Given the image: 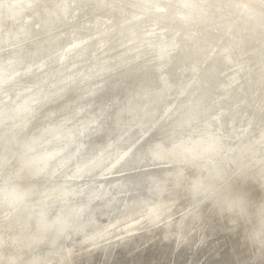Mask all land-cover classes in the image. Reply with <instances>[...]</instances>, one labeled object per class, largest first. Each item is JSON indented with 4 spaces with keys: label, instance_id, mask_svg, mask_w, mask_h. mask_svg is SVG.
<instances>
[{
    "label": "rangeland",
    "instance_id": "1",
    "mask_svg": "<svg viewBox=\"0 0 264 264\" xmlns=\"http://www.w3.org/2000/svg\"><path fill=\"white\" fill-rule=\"evenodd\" d=\"M32 1L11 0L6 3L5 17L13 21L15 18L9 16L22 17L23 14L30 23L33 21L31 13L39 0ZM44 1L41 0L36 7H46ZM154 1L89 0V4L72 8L66 15L65 26L71 23L76 27L66 34L59 33L63 42L62 47L52 50L54 65L63 68L65 74L73 75L72 78L80 83H97L94 89L105 92V101L99 100L98 90L93 89L87 105L84 104L86 100L77 103L75 95H72L75 92L71 90L77 87V83L74 85L72 81L73 86L68 87V91L63 90L51 100L40 101L38 106L27 107V98L38 96L39 88L36 85L37 89H34L31 83H27L34 75L31 72L28 76L30 70L35 71L40 83L44 81L42 85L46 86L43 90L54 85L55 76H49L51 68L45 56L38 65L25 61L19 72L21 77L18 75L19 78L13 81L7 79L0 85V93L9 95L6 94V98L11 100L12 108L11 117L6 122L9 124L0 128V135L14 132L24 115H32L20 131V144L16 143L9 149L15 152H11L12 161L0 172V184L4 178L8 183L0 189L1 208H8L0 209V264H117L119 261L135 264L131 260L141 257L149 243L158 244L160 257L166 262L170 259L169 264H179L177 262L184 259L190 263L193 255H196V264H264V233L258 234L254 226L256 223L261 226L264 221V200L239 206L235 200L239 194L233 197L235 199L231 198L234 188L246 184L248 178L245 174H254L264 180V161H261L264 160V0H206L212 7L207 13V28L183 22L188 0H167L164 4H160L161 0ZM198 1L205 3V0ZM65 7L68 8L67 5ZM228 7L238 8L241 12L235 11L244 13L245 18L241 17L237 25L233 19H224ZM96 14L99 15L92 17ZM163 17L168 21H160ZM46 19L42 21L46 22ZM36 26L34 22L32 34L36 33ZM15 30L12 23L6 28L0 26V41L7 34H14ZM246 31L250 38L244 36ZM127 33L130 36L126 37ZM188 33L195 40L194 46H191L194 41L185 40ZM43 37V34L36 33L17 47L30 51ZM169 40L173 41L166 47L162 46ZM256 42L262 43L261 46ZM16 43L7 41V45L0 49V58L6 56L13 49L12 44ZM217 57L222 58L217 60ZM168 60L173 63L172 75L164 82L160 73ZM140 65H145L149 71L155 70L157 84L151 86L154 83L148 79H139ZM196 65H200V71L194 78ZM100 69L106 71L97 73ZM131 69L136 71L121 79ZM251 72L249 79L246 74ZM110 82H114L113 86L108 87ZM131 85L141 86L140 91L154 95L149 102H145L143 96L130 97L128 89L132 88ZM67 104L74 113L67 109ZM48 113L52 115L48 117ZM244 114L254 119L247 140L260 141V147L253 145L257 153L250 152L248 156L226 165L220 163L213 169L209 165L221 159L214 155V151L206 155H191L194 151H201L202 145L198 141L206 132L216 136L219 132L230 131L224 133L231 136L238 129L240 120L248 118ZM2 117L3 114L0 115ZM62 119L63 130L74 133L57 161L64 159L66 163L61 162L57 165L59 168L54 165L57 169L50 165L40 180L24 179L17 174L19 164L21 171L26 172L25 163L35 161L43 152L57 146L54 141L47 142V136L52 134L51 126ZM26 140L30 144L24 148ZM222 144L223 140L212 143V146L219 150L223 148ZM67 155L72 156L67 158ZM45 160L40 163H45ZM35 164L39 166V163ZM255 164L258 167L252 171ZM181 185L184 196L177 192V202L169 207L166 197L172 199ZM243 194L238 197L244 201ZM231 199V206L236 207L233 210L235 218L240 216L242 227L239 237L229 243L225 241V233L218 232L216 223L230 216L231 210L224 207V203L228 206ZM248 210L251 217L246 214L244 220L242 215ZM259 210L262 211L258 215ZM252 211L256 214L252 215ZM60 217L65 219L66 229L53 244L27 247L37 233L46 232ZM33 220L36 221L35 226L32 225ZM235 226L222 225L231 232ZM154 234L161 236L150 240ZM142 240L145 242L140 243ZM223 240L224 252L214 254L213 250ZM235 246L237 250H234ZM142 261L145 264L144 258Z\"/></svg>",
    "mask_w": 264,
    "mask_h": 264
},
{
    "label": "bare ground",
    "instance_id": "2",
    "mask_svg": "<svg viewBox=\"0 0 264 264\" xmlns=\"http://www.w3.org/2000/svg\"><path fill=\"white\" fill-rule=\"evenodd\" d=\"M38 0H33L32 2H37ZM41 0H39L35 6H34V11L33 13H31V15H33V21L31 20L30 23H28L26 21V19L24 18V15L22 14V17H18L17 15L15 16H9V17H13V21L11 19H8L5 17V9H6V3L8 2H11V0H0V19L2 18H5L7 20H0V26L2 28H6V26L9 24V23H12L14 24V26H16V30L14 32V34L12 35H5L1 41H0V49L4 46V45H7V41H16L17 43L16 44H12L14 45L10 51H8V53L6 54V56H4L3 58H0V85L2 84L3 85V81H6L7 79H11L12 81L13 80H16L18 79L19 77H21L19 75V72L21 71V68L23 66V63L25 61H30L32 65H38L39 62L41 61L42 57H46L44 59H46L47 62L50 63V70H49V76H55V79H54V85L49 89V90H43V88L46 86V85H42L44 83V81L42 83H40V79H37V74L35 73V71H32L30 70L29 73H28V76L31 75V72L32 74L34 73L33 76L30 77V80L27 82V83H31L34 87V89H37L36 85H39V88L37 89V93H38V96H35L34 95V98H27L26 100V104H27V107H30L31 105H36L38 106V102L40 101H43V100H51L55 97H57L58 94H61L63 92V90L65 91H68L67 88L70 87V86H73V83H70V82H74V85L77 83V87H72L71 90H73L75 93H73L72 95L74 96L75 95V100L76 102H80L82 100H86V102H84L85 105H87V102L90 101V98H91V94L94 92L93 89L95 87V85H97V83L93 84L91 83V81H87L85 84L83 83H80L78 82V80L76 79H73L72 76L73 75H69V74H65V70L61 67H59L58 65H54V61H53V54H52V50L61 46V42L60 41V37H59V33H68V31H70L71 29H73V27H76V25H73L71 26L72 24L70 23L69 25L65 26L66 25V21H67V17L66 15L71 11L72 8H76L80 5H87L89 4V0H45L44 1V5L46 4V7H36V5L40 2ZM91 1V0H90ZM153 2H155L154 0H152ZM17 2V1H16ZM167 0H161L160 4H164L166 3ZM202 2V0H201ZM210 2V1H209ZM159 3V2H157ZM68 6L65 7V6ZM181 4H179L180 6ZM20 6V5H19ZM211 4L208 3V1L205 0V3H200L198 0H188V2L186 3V11H185V17L184 18V23H195L197 26H200V27H203V28H207L206 25H207V21H208V17H207V13H209V11L211 10ZM260 9V8H259ZM111 10V9H109ZM107 10V11H109ZM227 11L225 12V16H224V19L226 20H229V19H233L236 23V25L238 23H240V18L241 17H244V13L242 14H239L238 12L236 11H239L241 12V10H239L238 8H231V7H228L226 9ZM234 10V11H232ZM236 10V11H235ZM41 11V12H40ZM31 12V11H30ZM244 12V11H243ZM246 13V12H245ZM5 14V15H4ZM104 13H100V15H103ZM97 15L99 14H96L92 17H96ZM139 15V14H138ZM31 17V18H32ZM52 17V18H51ZM92 17H88V18H92ZM141 17V16H140ZM21 18V19H20ZM43 18H47L46 19V22L42 19ZM245 18V17H244ZM248 18V17H247ZM164 17L160 20V21H168V19H165L163 20ZM37 20V22H36ZM18 21H20L18 23ZM173 21V20H172ZM37 23V26L35 28V31L37 34H43L44 37L41 38L40 40H38L35 44V46H33V48L29 51V50H22L20 49L19 47H17L18 45L21 44V41H26L29 37L31 36H35L36 33L32 34V28H33V23ZM254 22V21H253ZM18 23V24H17ZM83 23V22H82ZM163 24V23H162ZM159 25V24H158ZM226 25V24H225ZM263 26V25H262ZM65 27V29H63ZM221 27V25H220ZM223 27V26H222ZM225 27V26H224ZM228 27V26H227ZM12 28V27H11ZM175 28V26H174ZM236 28V26H235ZM57 31H56V30ZM222 29V28H221ZM231 29V28H230ZM233 29V28H232ZM241 30V29H240ZM11 31V30H10ZM204 31V30H203ZM222 31V30H221ZM235 31V30H234ZM237 32V31H236ZM235 32V33H236ZM8 33V32H7ZM191 33H188L186 35V38L185 40L186 41H194V44L191 45V46H194L195 45V40L194 38L190 35ZM247 34V31L244 33V36L245 37H248L246 36ZM2 35V34H1ZM64 35V34H63ZM215 35V34H214ZM222 35V34H221ZM253 35V33H252ZM264 35V34H263ZM61 36V35H60ZM127 36H130L128 33L126 34V37ZM172 36V35H171ZM256 36V34H255ZM254 36V37H255ZM174 38V37H173ZM250 38V37H248ZM247 38V39H248ZM252 38V37H251ZM126 39V38H125ZM166 39H171V37H166ZM222 39V38H221ZM236 41H238V38H236ZM234 39V40H235ZM246 39V41H247ZM253 40L255 39H258L257 38H252ZM220 39H218L219 41ZM223 40V39H222ZM173 40H169L168 42H164L165 44H163L162 46H165L170 44ZM199 41V40H198ZM214 41V40H213ZM245 40H243L244 42ZM245 41V42H246ZM67 42V41H66ZM227 42V41H226ZM240 42V41H239ZM249 42V41H247ZM258 42V41H257ZM256 42V43H257ZM187 43V42H186ZM264 43V42H263ZM58 44V45H57ZM177 44V43H176ZM188 44V43H187ZM254 44V43H253ZM259 44V46H261L262 43H257ZM256 44V45H257ZM11 45V46H12ZM63 45V44H62ZM219 45V44H218ZM21 46V45H20ZM183 46V45H182ZM220 46V45H219ZM253 46V45H252ZM62 47V46H61ZM61 47L59 48V50L61 49ZM159 47V46H158ZM164 48V47H163ZM204 48V47H202ZM243 48V47H242ZM182 49V48H181ZM245 49V47H244ZM166 50V49H165ZM196 50V49H194ZM248 50V48H247ZM210 51V50H209ZM245 51V50H244ZM109 52V51H108ZM157 53V52H156ZM159 53V51H158ZM247 53V52H246ZM160 54V53H159ZM208 54V53H207ZM164 55V54H163ZM202 55V54H201ZM210 55V54H209ZM215 55V54H214ZM247 56V54H245ZM108 56V55H107ZM156 56V54H155ZM160 56V55H159ZM200 56V55H199ZM198 56V57H199ZM197 57V56H196ZM214 57V56H213ZM188 58H191V57H188ZM219 60L220 58L222 57H217ZM187 59V58H186ZM192 59V58H191ZM203 60V59H202ZM221 60V59H220ZM172 61V60H171ZM170 61L168 60L167 64H166V68H163V70H161V73L162 74V77L163 79L165 80L164 82H166L168 80V77H170L172 75V71H171V63H169ZM192 63V62H191ZM200 63V62H199ZM260 63L258 61V66H260ZM145 64V63H144ZM156 64V63H155ZM198 64V63H197ZM218 64V63H217ZM201 65V64H200ZM200 65H196V67L194 68L195 71L193 70V72H195V77H197V71H200ZM48 66V67H49ZM53 66V67H51ZM157 66V65H156ZM155 66V67H156ZM161 65H159L160 67ZM174 66V65H173ZM203 66V65H202ZM139 67V65L137 66ZM153 67V65H152ZM215 67V66H214ZM179 68V67H178ZM182 68V66H181ZM136 69V68H135ZM152 69V68H151ZM213 69V68H212ZM260 69V68H259ZM138 70V69H137ZM176 70V69H175ZM211 70V69H210ZM106 70L104 69H100L97 73H102V72H105ZM133 71H136L134 69H131L130 72L128 74H125L124 76L121 77V79H124V78H128L131 73ZM141 72V77H139V79L141 80H144V79H148L149 81H151L152 83H154L153 85L151 84V86H154L155 84L158 83V75L157 73H155V70L154 71H149L148 69H146V66L143 65V67H141L140 65V71ZM209 72V71H207ZM124 73V72H123ZM121 72V74H123ZM138 73V72H137ZM211 73V71H210ZM252 73L251 72L249 75L246 74L248 76L249 79H251V76H252ZM130 74V75H129ZM135 74V73H134ZM205 74V73H204ZM19 75V77H18ZM47 75V74H45ZM58 75H62L61 77H59ZM126 75H129L128 77H125ZM140 75V74H138ZM84 76V75H83ZM112 76V74L110 75ZM136 76V75H134ZM175 76V75H174ZM109 77V76H108ZM106 77V78H108ZM120 77V76H118ZM132 77V76H131ZM201 77V76H200ZM116 78V77H115ZM177 78V77H176ZM221 78V77H220ZM113 79V78H112ZM171 79V78H170ZM245 79V78H244ZM242 79V80H244ZM105 80V79H104ZM140 80V82H141ZM205 80V79H204ZM123 81V80H122ZM147 82V81H146ZM206 82V81H205ZM240 82V81H239ZM242 82V81H241ZM19 83V82H18ZM49 83V82H48ZM113 83L114 82H110L108 83V87L111 85L113 86ZM137 83V81H136ZM148 83V82H147ZM251 83V82H250ZM21 84V83H20ZM100 84V83H99ZM138 84V83H137ZM144 84V83H142ZM141 84V85H142ZM168 84V83H167ZM208 84V83H207ZM241 84V83H240ZM170 87L171 85L168 84ZM248 85V84H247ZM28 86V85H27ZM98 86V85H97ZM159 86V85H158ZM130 87L132 88H129L128 90L130 91L131 93V96L130 97H133V95H138V96H143L145 98V102H149L151 100V97L154 95V93H151V92H143V91H140L139 90V87L141 86H137V85H131ZM133 87H136V89H134ZM143 87V86H142ZM145 87V86H144ZM240 87V86H239ZM249 88V87H248ZM142 89V88H141ZM94 90H98V89H94ZM248 90V89H247ZM253 90V89H252ZM108 91V89H107ZM208 91V90H207ZM97 92H99L97 94V98L101 101H105V98H106V95H105V92L102 90L101 92V89H99ZM109 92V91H108ZM112 92V91H111ZM126 92V91H125ZM262 92V91H261ZM96 93V92H95ZM94 93V94H95ZM118 93V92H117ZM7 93L5 92H1L0 95H2V100L0 101V115L3 114V117L0 118V127L2 125H4V123L7 122V120L11 117V115L9 116V113H11V107H10V103H11V100L9 98H6ZM222 94V93H221ZM224 94V93H223ZM126 95V94H125ZM9 96V95H8ZM61 96V95H60ZM90 96V97H89ZM96 97V95H94ZM165 96V95H164ZM37 98H40L38 101H37ZM150 98V99H149ZM112 99V98H111ZM66 100V99H65ZM92 100V99H91ZM20 101V100H19ZM105 102H103L104 104ZM116 103V102H115ZM132 103V102H131ZM226 103V102H224ZM118 104V103H116ZM121 104V103H120ZM147 105V104H146ZM225 105V104H224ZM19 106V105H18ZM51 106V105H50ZM117 107V106H116ZM135 107V106H134ZM147 107V106H146ZM151 107V105H150ZM216 107V106H215ZM55 108V107H54ZM71 109L70 111L72 113H74V110L70 107L69 104H67V109ZM26 109V108H25ZM31 109V108H30ZM260 109V108H259ZM51 110V109H49ZM78 110V109H77ZM106 110V109H105ZM115 110V109H114ZM150 110V109H149ZM40 112V111H39ZM48 112V111H47ZM94 112V111H93ZM62 113V111H61ZM108 113V112H107ZM111 114V113H110ZM34 115H36L34 113ZM33 115V116H34ZM52 114L51 113H48V117H50ZM105 115V114H104ZM247 116V114H244ZM15 116V115H14ZM31 116L30 113H27V115H24L23 117V121L21 122V125L17 128V130H15L14 132L13 131H10L9 133L7 134H1L0 135V144H1V147L3 150H1L0 152V172H1V169L5 166V165H9L10 161H12V153L15 154V152H10V148H13V146L17 143L18 145L20 144L19 142V135L22 134V132L20 133V131L22 130V128H25L26 125L28 124V121L31 120ZM38 116V115H37ZM179 116V115H178ZM47 117V116H45ZM248 118L246 119H242L240 120V125L238 126V129L236 130V132H234L231 136H228L227 134L225 135V133H229L230 131H224V132H219L218 134H215L216 136H213L212 132H206L205 134H203V139L202 140H199L198 141V144L199 145H202V148L200 149L201 151H194L193 153H191V155H197V154H203V155H206L208 153H211V151H214V155H216L217 157H221V159L219 160V162H216L215 164H212V165H209L211 169L215 168L218 164L220 163H224V165L230 163V161H233V160H238L240 159L242 156L244 157V155L248 156L250 152H254L256 151L257 149L255 147H260V141L259 140H256L255 142H248L247 140V137L249 135V132H250V128L252 127V124H254V119L253 117L252 118H249V116H247ZM258 117V116H257ZM60 118V117H59ZM114 118V117H113ZM107 119V118H106ZM12 122V121H11ZM20 123V122H19ZM64 123V119L60 120V121H57L54 125L51 126V132L52 134L47 136V142H51V141H54L56 144L54 145H57L55 147H52L50 148V150L48 151H45L43 152L39 158L35 159V161H31L30 162H27L24 164V167H26V172H23L21 171V168H20V165L18 166L17 168V174L19 173L21 176H24V179H29V180H36V179H41L43 178V176L46 174V171L47 169L49 168L50 165L53 166L54 169H57L56 167L59 168V164H61V162H65L64 159H62L60 162H57L58 159L60 158L61 154H62V151L64 150L65 148V145H68L69 142H71V140L73 139V134L74 133H71L69 131H66V130H63V128L61 127ZM83 124V123H82ZM67 129V128H66ZM106 130V129H105ZM70 133V134H69ZM46 134V133H45ZM102 135V134H101ZM18 136V140L16 139ZM95 136V135H94ZM46 137V136H45ZM131 137V136H130ZM194 137V136H193ZM141 138V137H140ZM29 139V138H28ZM85 140V139H84ZM223 140V148L219 149V150H215L212 146V143H220V141ZM25 147L28 146L29 143V140H26L25 141ZM28 142V143H27ZM229 142H233V144H229ZM83 143V142H82ZM33 144V143H32ZM256 144V146L254 147L253 145ZM27 145V146H26ZM98 145V144H97ZM127 145V144H126ZM30 146V145H29ZM219 146V145H218ZM20 147V146H18ZM22 148V147H21ZM122 148V147H121ZM17 151L19 148H16ZM66 150V149H65ZM125 151V150H124ZM258 151V150H257ZM257 151L255 153H257ZM11 154V155H10ZM20 154V153H19ZM136 154V153H135ZM259 154V153H258ZM264 154V153H263ZM190 155V156H191ZM68 156H72V155H67L66 157L68 158ZM215 156V157H216ZM245 156V157H246ZM257 156V155H256ZM261 157V156H260ZM132 158V157H130ZM254 158V157H253ZM46 159V160H45ZM146 159V158H145ZM213 159V158H212ZM219 159V158H218ZM45 160V163L41 164L40 162L41 161H44ZM204 160V159H203ZM208 160V159H207ZM24 161V160H21V162ZM217 161V159H216ZM245 161V160H244ZM261 161H264V160H261ZM199 162V161H198ZM35 163H39V166L38 164H35ZM66 163V162H65ZM127 163V162H126ZM204 163V162H203ZM260 163V162H258ZM41 164V165H40ZM79 164V162H78ZM128 164V163H127ZM248 164V163H246ZM257 164V163H256ZM255 164V168H253L252 171L256 170L257 169V165ZM56 167H55V166ZM252 165V164H251ZM62 166V165H61ZM75 166V165H74ZM73 166V167H74ZM121 166V165H120ZM129 166V165H128ZM127 166V167H128ZM189 166V165H188ZM202 166V165H201ZM173 167V166H172ZM252 167V166H251ZM75 168V167H74ZM262 168V167H261ZM76 170V168H75ZM235 170V169H234ZM260 170V169H259ZM34 171H37V172H34ZM166 171V170H165ZM171 171V170H170ZM206 171V170H205ZM78 172H82V171H79ZM192 172V171H190ZM198 172V171H197ZM204 172V171H203ZM202 172V173H203ZM194 173V172H193ZM199 173V172H198ZM85 174V173H84ZM192 174V173H191ZM195 174V173H194ZM48 175V174H47ZM127 175V174H126ZM196 175L198 176V174L196 173ZM188 176V175H187ZM246 176L248 179L246 180V184L244 186H241V187H237V188H234L233 192L232 193V197H235L237 194H239L238 196L241 197L240 193H244L243 195H245V198H244V201L241 200V198H239L237 196V198H233L235 199L236 201H238V204L239 206H242L241 204L243 203V205L247 204V202L249 203H252V202H260L262 200H264V180L262 179H259L256 175L254 174H251L250 176L249 175H244ZM205 177V176H204ZM126 178V177H125ZM174 178V177H173ZM195 178V177H194ZM5 179V178H4ZM3 180V182H1L0 184V189H2L1 187L4 186V185H7V180ZM213 179V178H212ZM81 180V179H80ZM131 180V179H130ZM185 181V179L183 180V182ZM182 182V183H183ZM202 182V181H200ZM140 183V182H139ZM198 183V182H197ZM213 183V182H212ZM135 184V183H134ZM186 184V183H185ZM230 184V183H229ZM259 184V185H258ZM103 185V184H102ZM202 185V184H201ZM256 185H258L257 187H255ZM197 186V185H196ZM93 187V186H92ZM185 187V186H184ZM194 187V186H193ZM199 186H197L196 188H198ZM32 189V188H31ZM30 190V192H32ZM194 189V188H193ZM196 190V189H195ZM176 191V190H175ZM60 192V191H59ZM177 192L181 195V196H184V189L182 188V185L180 186V188L176 191V194L174 195V197L172 199L166 197V204L169 205V207H173L174 203L177 202L176 200V195H177ZM230 192V191H229ZM196 193V192H195ZM198 193V192H197ZM11 194H16V193H11ZM41 195V194H40ZM127 195V194H126ZM171 195V194H170ZM242 195V196H243ZM247 195V196H246ZM123 197V196H122ZM196 197V195H195ZM30 198V196H29ZM178 198V197H177ZM210 199V198H209ZM228 200L229 201V204L228 206H226V203H224V207H229L230 208V216L226 217L224 221H222V219L220 221H218L216 223V227H218V232L219 230L221 232H224L225 235H226V240L225 241H229V243H231V240L232 239H237L239 237V233H240V230H241V227H242V220H240V216L238 215L237 218H235V214L233 212L234 209H236L235 206H231V204L233 203L232 200ZM240 199V200H239ZM192 201V200H191ZM190 201V202H191ZM207 202V201H206ZM212 203V202H210ZM182 204V203H181ZM261 204V203H260ZM61 205V204H60ZM59 205V206H60ZM65 205V204H64ZM179 205V204H178ZM205 205V204H204ZM248 205V204H247ZM112 206V205H111ZM115 206V205H114ZM188 206V205H187ZM238 206V207H239ZM260 206V205H259ZM180 207V206H178ZM182 207V206H181ZM180 207V208H181ZM247 207V206H246ZM245 207V208H246ZM262 207V206H261ZM47 208V207H46ZM248 208V207H247ZM264 208V207H263ZM0 209H5L4 207ZM175 209V208H174ZM196 209V208H195ZM216 209V208H215ZM251 209V208H250ZM170 210V209H169ZM179 210V209H178ZM183 210V208L181 209ZM174 211V210H173ZM180 211V210H179ZM187 211V210H186ZM250 210H248L247 213L243 214L242 218H244L245 220V216L246 214H248L250 217H251V212H249ZM257 211V210H256ZM262 210H259L257 213L259 215V213L261 212ZM177 212V211H176ZM184 212V211H183ZM147 213V212H146ZM177 214V213H176ZM216 214L219 215V213L217 212ZM256 214L255 211H252V215ZM141 215V214H140ZM180 215V214H179ZM224 216V214H222ZM256 215V216H258ZM194 216V215H193ZM222 216V218H224ZM163 217V216H162ZM253 217V216H252ZM241 218V219H242ZM257 218V217H256ZM169 219V218H168ZM181 219V218H180ZM220 219V218H219ZM218 219V220H219ZM255 220V218H253ZM147 220V219H146ZM173 220V219H172ZM257 220V219H256ZM113 221V220H112ZM121 221V220H120ZM166 221H169V220H166ZM181 221V220H180ZM64 222H65V219H61V217L55 221V223L49 228L47 229L46 232L44 233H37L34 238L32 240V242H28L27 243V247L31 246L32 247H36L38 245H43V244H48V245H51L53 244L56 239L59 237L60 233L66 229V226L64 225ZM124 222V221H123ZM160 222V221H159ZM252 222V221H251ZM254 222V221H253ZM258 222V221H255V223ZM261 222V221H259ZM117 223V221H116ZM125 224V223H123ZM122 224V225H123ZM162 224V223H161ZM160 224V225H161ZM173 224V222H172ZM198 224V223H197ZM225 224H235L236 226L234 227V230L231 232L229 230H225L224 227H222V225H225ZM260 224V223H259ZM145 225V224H144ZM165 225V224H164ZM177 225V224H175ZM182 225V224H181ZM251 225V224H250ZM258 223H256V225H254L256 228V232L258 234H263L264 233V221L262 222V224H260L261 226H257ZM118 226V225H116ZM192 226V225H191ZM194 226V225H193ZM210 226V223L209 225ZM230 226V225H229ZM119 227V226H118ZM163 227V226H162ZM178 227V226H177ZM252 227V226H251ZM157 228V227H156ZM171 228V227H169ZM179 228V227H178ZM246 228V227H245ZM161 229V228H160ZM260 229V230H258ZM109 230V229H108ZM148 230V229H147ZM167 232L168 229H166ZM215 230V229H214ZM214 230H213V235H215L214 233ZM165 231V230H164ZM192 231V230H191ZM190 231V233H192ZM248 231V230H247ZM254 231V230H253ZM117 232V231H116ZM160 232V231H159ZM158 232V233H159ZM172 232V231H171ZM250 232V231H249ZM248 232V233H249ZM252 233V232H251ZM156 234V233H155ZM154 234V235H155ZM178 234V233H177ZM185 234V233H184ZM189 234V233H188ZM169 235H170V232H169ZM169 235L167 236V239L169 238ZM40 238H35V237H39ZM158 236H161L160 234H157L155 236H152L151 239L153 238H156ZM186 236V235H185ZM111 237V236H110ZM196 237V236H195ZM203 237V236H202ZM250 237V236H249ZM174 239V237H172ZM171 238V239H172ZM185 238V237H184ZM210 238V236H209ZM212 238V237H211ZM263 238V237H262ZM164 239V238H163ZM162 239V240H163ZM166 239V238H165ZM185 240V239H183ZM195 240V239H194ZM214 240V239H213ZM219 240V239H218ZM222 241L220 243V246L216 247L214 250H213V253H218V255H221L223 252H224V242L225 241ZM179 241V240H178ZM209 241V240H208ZM220 241V240H219ZM258 241V240H257ZM145 240H142L140 243H144ZM156 242V241H155ZM162 242V241H161ZM173 242V241H172ZM171 242V243H172ZM176 242V241H175ZM196 242H197V239H196ZM181 243V242H180ZM207 243V242H206ZM170 244V243H169ZM196 244V243H195ZM247 244V243H246ZM167 245H168V242H167ZM197 245V244H196ZM248 245V244H247ZM254 245V244H253ZM198 246V245H197ZM208 246V245H207ZM246 246V245H245ZM249 246V245H248ZM251 246V244H250ZM188 247V246H187ZM202 247V246H201ZM211 247V246H210ZM255 247V246H254ZM163 248V247H162ZM200 248V247H199ZM247 248V247H246ZM264 248V247H263ZM170 249V248H169ZM186 249V248H185ZM196 249V248H195ZM198 249V248H197ZM251 249V248H250ZM167 250V249H166ZM234 250H237V247L235 246L234 247ZM245 250V249H244ZM262 250V249H261ZM159 249H158V244H154V243H149V246H148V249L144 252V254L139 257V258H136V259H133L131 260L133 263L135 264H140V262L142 261V259L144 258V263L145 264H152L153 262H158L157 264H169L170 263V259L167 260V262L163 259V257H160L159 255ZM169 251V250H168ZM173 251V250H172ZM199 251V250H198ZM202 251V250H201ZM209 251V250H208ZM89 252V251H88ZM197 252V251H196ZM241 252V251H239ZM162 253V252H161ZM178 253V252H177ZM174 254V253H173ZM185 254V253H184ZM187 254V253H186ZM195 254V252H194ZM243 254V253H242ZM250 254V252H249ZM260 254V253H259ZM91 255V254H90ZM171 255V254H170ZM177 255V254H176ZM201 255V254H200ZM207 255V254H206ZM164 256V255H163ZM175 256V255H174ZM180 256V255H179ZM191 256V255H190ZM196 256V255H195ZM195 256L193 255L192 257V261L194 264H196L195 262ZM19 257V256H18ZM95 257V256H94ZM178 257V255H177ZM207 257V256H206ZM218 257V256H216ZM226 257V256H225ZM235 257V256H234ZM242 257V256H241ZM249 257V256H248ZM165 258V257H164ZM204 258V257H203ZM90 259V258H89ZM173 259V258H171ZM205 259V258H204ZM243 259V257L241 258ZM94 260V259H93ZM92 260V261H93ZM122 260V259H121ZM178 260V259H177ZM185 260V259H184ZM184 260H179L177 263L179 264H191L190 263H187L185 262ZM189 260V259H188ZM217 260V259H216ZM233 260V259H232ZM91 261V260H90ZM109 261V260H108ZM114 261V260H113ZM176 261V260H175ZM224 261V260H223ZM235 261V260H234ZM233 261V262H234ZM143 262V261H142ZM141 262V264H142ZM240 262V261H239ZM111 263V262H110ZM201 263V262H200ZM243 263V262H242ZM87 264V263H85ZM92 264V263H90ZM107 264V263H106ZM117 264H126L125 262L123 261H119ZM176 264V263H175ZM199 264V263H198ZM205 264H208V263H205ZM212 264H216V263H212ZM225 264V263H224ZM237 264V263H236ZM240 264V263H239Z\"/></svg>",
    "mask_w": 264,
    "mask_h": 264
},
{
    "label": "water",
    "instance_id": "3",
    "mask_svg": "<svg viewBox=\"0 0 264 264\" xmlns=\"http://www.w3.org/2000/svg\"><path fill=\"white\" fill-rule=\"evenodd\" d=\"M8 124H9V123H4V125H2L1 127H2V128H5ZM1 127H0V128H1ZM0 196H1V195H0ZM0 199H1V198H0ZM1 206H2V205L0 204V207H1ZM7 209H8V208H5V210H7ZM3 210H4V209H3ZM32 225H34V226L36 225V221H35V220H33Z\"/></svg>",
    "mask_w": 264,
    "mask_h": 264
}]
</instances>
